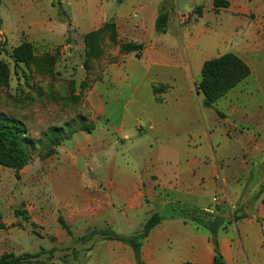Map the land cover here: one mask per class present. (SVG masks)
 <instances>
[{"label": "crops", "instance_id": "1", "mask_svg": "<svg viewBox=\"0 0 264 264\" xmlns=\"http://www.w3.org/2000/svg\"><path fill=\"white\" fill-rule=\"evenodd\" d=\"M54 1L2 0L0 13L6 10L8 21L0 30V43L7 39L16 45L30 42L37 52L57 54L60 46L64 51L73 47L65 43L70 29L82 38L111 21L120 41L144 49L140 58L130 53L105 66L85 94L90 113L97 119L92 132L76 133L69 139L75 152L64 143L54 156L42 161L41 168L34 166L37 169L29 183L37 188L20 193V204L29 217L27 224L46 232L48 245L37 253L53 251L41 261L138 264L131 246L88 234L90 230H110L130 238L142 233L150 217L159 214L161 223L141 247L144 264H213L212 234L185 222L184 210L194 209L211 218L225 211L221 219L224 224L228 221L217 236L225 264H264V160H260L264 144L248 137L242 149L235 140L214 150L208 126L212 110L203 109V98L196 91L200 80L195 71L201 73L208 59L197 65L188 55L197 51V35L205 36L210 28H200L199 20L213 14L225 29L236 32L231 52L226 54L238 56L249 66L248 57H258L264 50L262 32L250 21L251 14H263L262 0H226L229 7L217 12L210 0L208 10L198 9L199 16L192 11L176 20L166 6L169 0H124L121 4L118 0H74L68 4V23L54 18ZM64 3L66 0H58L60 7ZM164 11L169 15L167 29L158 33L157 20ZM190 16L192 21L187 24ZM44 82L47 92L53 82ZM160 87L166 89L156 94L155 88ZM235 115L243 121L247 117L243 109L234 106L224 120L229 123ZM100 130L95 138L94 133ZM76 136H85L88 148ZM79 160L85 162L90 176L76 169ZM34 189L43 197L33 196ZM16 191L14 187L3 189L12 201L18 200ZM214 197L226 198V205L215 206ZM14 217L11 224L22 221L27 228L23 219ZM60 217L70 229H85L67 235ZM0 224L7 225L3 215ZM2 248L0 244V257L15 254Z\"/></svg>", "mask_w": 264, "mask_h": 264}, {"label": "rangeland", "instance_id": "2", "mask_svg": "<svg viewBox=\"0 0 264 264\" xmlns=\"http://www.w3.org/2000/svg\"><path fill=\"white\" fill-rule=\"evenodd\" d=\"M209 1L169 0L166 6L169 7V11H172L176 20L179 15H189L192 11L196 16H199L198 9L203 8V11L204 9L208 10L207 4ZM74 2V0H66V3L60 7L58 0L54 1L53 5L57 11V16H54V18L57 17L63 22L68 23L69 20L66 17L67 15L70 17L68 4H73ZM168 7L165 8L167 9ZM260 7L263 14L261 16L251 14L250 21L259 26L262 32V46L264 47V0L261 1ZM133 11L132 9L130 10L131 13ZM7 15L8 12L6 10H3V14L0 13V30H3L5 23L8 21ZM191 21L192 17L190 16L187 24ZM110 23L115 26L116 41L111 40L110 32H103L101 34L102 38L99 50L91 57L88 56L85 49V35L82 38L76 36L77 31L75 29L69 30V37L65 42L66 45L70 44L73 47L64 51L63 47L60 46L57 54L37 52L35 46L31 43L37 59L50 58L55 61L52 87H49L47 92L44 91V85L46 87L45 79H41V77L33 73L30 66L17 63L14 60L13 50L21 44L16 45L15 42H10L8 39L0 43V62L8 70L7 83L4 84L0 80V114L22 121L29 132V137L36 142V146L31 149V162L27 168L23 169L22 177L20 172L17 173L12 169L0 166V212L7 224L4 225L5 227L3 226L4 228L0 227V244H2L4 249L13 250L15 254L20 252L34 254L48 245V240L44 237L46 236V232L41 228L27 224V221L22 217H18V220L23 219L27 224V228L21 224L22 221L16 225L11 224V220L15 218V210L17 208L22 209L19 200L22 198L20 193L29 187L37 188V185L31 186L29 183L32 171L37 169L34 166L41 168L42 161L45 160L47 155L50 152L56 153L58 149L49 140L43 139L41 137L42 134L53 128H64L67 133H70L73 129L77 131L76 133H85L82 131L84 128H92L93 130L97 119L93 118L90 113L85 94L92 87V83L102 73L106 65L117 63L122 56L130 54L122 51V45L132 43L120 41L116 24L111 21ZM198 23L200 28L204 29L206 26L210 28L206 29L205 36L203 34L197 35V51H194L195 53L193 51L188 52L190 59H194L198 65L201 59L212 60L218 58L220 55L231 52V45L237 38L235 31L225 29L224 24H221L219 19L216 21L213 14H206ZM116 51L119 52V55H116ZM132 53H135L137 58L142 56V51L136 50ZM71 54L72 56H70ZM259 54L260 56L258 57H248L249 67H251L253 74L251 73L244 82L239 84L225 98H222L212 108H209L212 110V119L211 123H208V126H210V132L213 134L212 145L215 151L217 147L224 148L227 144H233L235 140L239 142L237 144L242 149L248 137L255 138L258 142L264 144V50ZM195 73L196 79L200 80L201 73H197V71ZM84 74L86 75V79L82 80ZM78 91H80L79 95H77ZM39 92L40 94H38ZM200 96L203 98L202 95ZM234 106H239L243 109L247 115L244 121L242 119L238 120L236 115L230 118L231 121L229 123L224 120V117H230L231 109ZM203 109L209 110L204 107ZM82 123L88 125L84 126ZM101 123L105 124L103 121ZM234 125L237 128H233L232 126ZM101 133L102 130L96 131L94 133L95 138ZM76 137L83 147L88 148L85 136ZM64 143L75 152L73 143L70 140H60V145ZM260 160H264V154ZM62 163L63 166H69L67 162ZM76 169L90 176L89 168H87L83 160H79ZM5 187L16 188L15 195L18 200L12 201V198L4 195L3 189ZM33 194V196L43 197L35 189ZM168 213L166 212L165 215H168ZM194 215L196 216L194 209H185L183 212V216L186 218L185 222L197 224V222L193 221ZM198 215L205 221L216 220L224 218L225 211L215 218L206 216L203 212L198 213ZM227 221L228 219H225L224 225H226ZM197 225L203 227L201 224ZM222 227L223 229L225 228L224 226ZM58 228L61 230L62 227L58 225ZM83 229L85 228H78L77 226L74 230L69 228L72 236L74 235L73 232L80 234L83 232ZM50 230L54 232L55 228L52 227ZM106 231L110 233V230ZM97 232V230H90L88 235H94ZM136 235H139V233ZM105 238L99 235L97 237V239L103 240ZM69 246L65 247L68 248ZM65 247L63 248L64 250L66 249ZM72 254L70 253L71 256ZM45 256L43 258H50Z\"/></svg>", "mask_w": 264, "mask_h": 264}, {"label": "trees", "instance_id": "3", "mask_svg": "<svg viewBox=\"0 0 264 264\" xmlns=\"http://www.w3.org/2000/svg\"><path fill=\"white\" fill-rule=\"evenodd\" d=\"M2 0H0L1 3ZM124 0H118L121 4ZM253 1V0H250ZM229 2L226 0H214V8L217 12L219 9H227ZM169 15L167 12H162L157 20L156 30L158 33H165L168 25ZM107 23V24H106ZM105 25L97 31L88 33L84 36L85 49L89 57L94 56L99 50L101 34L103 32H110L112 41H116L115 26L106 22ZM143 45L124 44L122 51L132 53L134 51H143ZM13 58L17 63H22L30 66L33 73L37 74L41 79H49L53 81V73L55 71V61L48 58L39 60L35 57L33 45L29 42L21 44L13 50ZM50 59V60H49ZM251 75L249 66L238 56L234 54H226L221 57L208 60L203 64L201 71V79L197 85L196 91L198 95L203 96L202 106L204 108H212L218 101L224 98L230 91L235 89L239 84L244 82ZM0 80L4 84L8 81V70L6 66L0 62ZM166 87L155 88L156 94L162 92ZM84 126L88 124L82 123ZM82 131L91 133L92 128H84ZM76 130H71L67 133L64 128H53L42 134L43 139L49 140L55 147L60 146V140H69ZM36 146V142L29 137V132L25 124L16 119H11L3 114H0V166L12 169L19 173L31 162V149ZM55 152H50L46 158L54 156ZM45 158V159H46ZM194 222L201 224L207 229L213 237V244L215 246V259L213 264H225L223 256L219 251L217 243V236L219 231L224 226V221L221 218L216 220H203L197 210H194ZM16 217H22L29 222V217L23 209L15 210ZM209 216V214L204 213ZM211 217V216H209ZM2 221V214L0 213V223ZM162 221L159 214H154L146 222L142 233L133 237H123L110 231H98L92 236L107 237L105 240L120 241L131 246L135 252L138 264H144L141 260V247L143 242L149 236L153 229H155ZM60 225L66 230L68 235H71L69 226L65 220L59 218ZM3 227V224H0ZM53 251L41 250L39 253L30 254L24 253L21 255L5 254L0 257V264H44L41 258L45 255H51Z\"/></svg>", "mask_w": 264, "mask_h": 264}, {"label": "built area", "instance_id": "4", "mask_svg": "<svg viewBox=\"0 0 264 264\" xmlns=\"http://www.w3.org/2000/svg\"><path fill=\"white\" fill-rule=\"evenodd\" d=\"M212 201H213V204L217 207L224 206L227 203V199L226 198L221 199V197L220 198L214 197Z\"/></svg>", "mask_w": 264, "mask_h": 264}]
</instances>
